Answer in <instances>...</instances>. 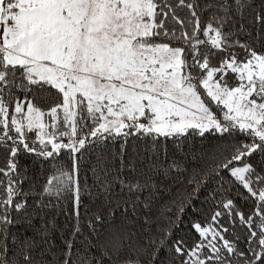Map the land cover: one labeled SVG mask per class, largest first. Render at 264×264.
<instances>
[{
    "label": "snow or ice",
    "instance_id": "snow-or-ice-1",
    "mask_svg": "<svg viewBox=\"0 0 264 264\" xmlns=\"http://www.w3.org/2000/svg\"><path fill=\"white\" fill-rule=\"evenodd\" d=\"M0 264H264V0H0Z\"/></svg>",
    "mask_w": 264,
    "mask_h": 264
}]
</instances>
